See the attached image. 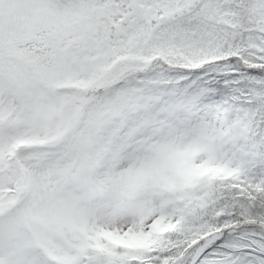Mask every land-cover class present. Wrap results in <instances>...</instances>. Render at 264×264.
<instances>
[{"label":"snow or ice","instance_id":"1","mask_svg":"<svg viewBox=\"0 0 264 264\" xmlns=\"http://www.w3.org/2000/svg\"><path fill=\"white\" fill-rule=\"evenodd\" d=\"M0 264H264V0H0Z\"/></svg>","mask_w":264,"mask_h":264}]
</instances>
